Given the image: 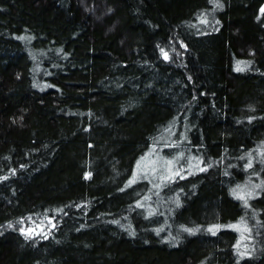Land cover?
I'll return each instance as SVG.
<instances>
[{"label": "trees", "instance_id": "trees-1", "mask_svg": "<svg viewBox=\"0 0 264 264\" xmlns=\"http://www.w3.org/2000/svg\"><path fill=\"white\" fill-rule=\"evenodd\" d=\"M262 10L0 0V264H264Z\"/></svg>", "mask_w": 264, "mask_h": 264}, {"label": "snow or ice", "instance_id": "snow-or-ice-1", "mask_svg": "<svg viewBox=\"0 0 264 264\" xmlns=\"http://www.w3.org/2000/svg\"><path fill=\"white\" fill-rule=\"evenodd\" d=\"M262 11H264V10H262ZM166 55V54H165ZM239 70V69H238ZM249 167H251V165H249ZM130 183H131V181H130ZM233 227H235V226H233Z\"/></svg>", "mask_w": 264, "mask_h": 264}]
</instances>
